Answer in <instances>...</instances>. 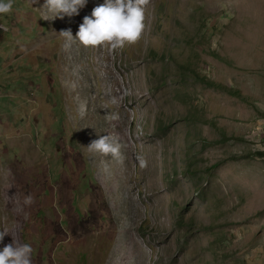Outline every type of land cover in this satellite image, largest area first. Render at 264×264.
I'll list each match as a JSON object with an SVG mask.
<instances>
[{"label":"rangeland","instance_id":"rangeland-1","mask_svg":"<svg viewBox=\"0 0 264 264\" xmlns=\"http://www.w3.org/2000/svg\"><path fill=\"white\" fill-rule=\"evenodd\" d=\"M44 2L0 16V231L32 264H264V0H151L116 51L60 34L105 0Z\"/></svg>","mask_w":264,"mask_h":264},{"label":"clouds","instance_id":"clouds-1","mask_svg":"<svg viewBox=\"0 0 264 264\" xmlns=\"http://www.w3.org/2000/svg\"><path fill=\"white\" fill-rule=\"evenodd\" d=\"M34 3L35 0H32ZM151 0H105V3L93 8L90 16H85L75 36L70 29L63 30L60 34L66 38L64 47L68 48L72 43L79 42L84 47H104L109 51L123 49L126 45L135 44L141 38L145 29V13ZM15 0H0V16L10 14L13 10ZM86 0H45L41 7L44 12L41 18L47 21L63 18L65 15L71 17L78 14ZM128 93L125 92L124 95ZM122 97L112 96L110 102L117 105ZM110 119H119L117 114H112ZM90 152L99 153L105 157H111L118 163L124 162L122 144L118 137L108 134L99 136L88 146ZM141 169L147 167V160L138 155L136 157ZM25 204L33 203L31 196L25 197ZM6 234L13 235L7 231H0V242ZM33 249L30 244H19L13 237L12 243L6 244L0 249V264H32Z\"/></svg>","mask_w":264,"mask_h":264},{"label":"trees","instance_id":"trees-1","mask_svg":"<svg viewBox=\"0 0 264 264\" xmlns=\"http://www.w3.org/2000/svg\"><path fill=\"white\" fill-rule=\"evenodd\" d=\"M200 78H201V77H200ZM202 81H203V82H205V80H204V79H202ZM233 91H235V90H233ZM235 92H236V91H235Z\"/></svg>","mask_w":264,"mask_h":264}]
</instances>
